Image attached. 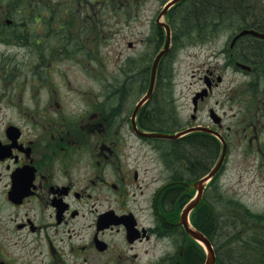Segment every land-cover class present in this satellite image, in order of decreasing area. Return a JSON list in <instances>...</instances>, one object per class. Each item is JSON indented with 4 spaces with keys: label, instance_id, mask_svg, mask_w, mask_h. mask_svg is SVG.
Returning a JSON list of instances; mask_svg holds the SVG:
<instances>
[{
    "label": "flooded vegetation",
    "instance_id": "obj_1",
    "mask_svg": "<svg viewBox=\"0 0 264 264\" xmlns=\"http://www.w3.org/2000/svg\"><path fill=\"white\" fill-rule=\"evenodd\" d=\"M23 1L29 12L25 27H20L23 21L16 22L14 17L0 13V44L4 45L0 49V264H192L187 258L192 237L181 225L178 227L175 214L168 213L176 211L180 198L162 196L168 184L187 189L191 186L194 180L187 163L178 165V174L171 173L160 186L153 162L157 157L140 155L129 132L121 133L122 125L127 124L131 136L150 145L149 139L136 133L132 117H106L93 110L91 90L62 84L66 88L64 102L57 88L47 89L44 98H24L25 92L38 94L46 88L42 81L46 35L42 20L47 23L50 8L48 0ZM20 6H14V11ZM89 7L92 11V2ZM141 7L143 3L138 4L142 10ZM175 9L177 6L172 11ZM0 11L7 13L10 9L0 5ZM156 24L160 29L156 39L160 41L163 28L157 19ZM239 25L264 33V20ZM170 27L173 49L175 30L171 22ZM25 29L26 36L18 37ZM247 37L264 52L262 36L244 35L234 43L231 37L222 49L224 63L220 71L233 68L247 78L238 86L247 89V93L238 104L241 110L234 116L240 125L238 130L243 132L242 139L250 144L249 150L262 159L264 56H246L242 46ZM161 41L164 43V39ZM9 45H13L12 50L27 51H11ZM36 46L38 53L32 52ZM12 53L21 54L22 58L11 57ZM141 59L142 64L136 69H125L124 90H129V82L130 86L140 83V87H145L144 75L151 69ZM215 74L216 70L208 66L201 77L212 84L209 95L213 86L219 85L216 79L221 77V84L225 79L222 72L216 79ZM223 92V105L236 104L240 98L237 86L226 87ZM75 98L80 100L79 110L66 114V105L74 104ZM54 105L58 116H50ZM32 107L39 108L41 116H33ZM209 111L212 112L211 106ZM217 111L220 121L206 123L223 136L224 131L227 135L232 133L233 126H224L226 111ZM136 121L145 129L139 114ZM254 214L264 217L262 213ZM262 225L254 229L264 234ZM255 248L264 259L260 245Z\"/></svg>",
    "mask_w": 264,
    "mask_h": 264
},
{
    "label": "rangeland",
    "instance_id": "obj_2",
    "mask_svg": "<svg viewBox=\"0 0 264 264\" xmlns=\"http://www.w3.org/2000/svg\"><path fill=\"white\" fill-rule=\"evenodd\" d=\"M80 1L82 5L79 6ZM165 1L48 0L50 9L47 23L44 18L42 20V25L46 30V35L43 37L45 48L43 46L42 81L46 88L40 89L38 94L35 91L29 94L25 92L24 98L26 100H30V97L32 99L44 98L48 92L47 89L57 88L58 93L62 94L60 100L64 102L62 97L65 95L64 89L66 88L61 85H72L80 90H91L89 95L92 96L90 98L93 110L102 112L106 117L130 118L134 105L146 92L149 85L150 70L144 75V88L140 87V83L130 86L129 82L127 91L123 89L125 69L132 70L139 67L142 64L141 58H143L145 66L147 65L146 68L151 69L154 56L163 45L161 40L165 39L164 29L161 30L163 37L160 36V41H157L159 38L156 39V35H160L156 19ZM89 2H92V11ZM139 3L144 4V7H141L142 10L137 7ZM190 4V1L179 4L177 9L171 10L162 20L171 22V26L175 30L180 21L178 15ZM0 5L8 6L10 9L7 13L0 11L1 14L14 17L16 22L23 21L24 24L20 27H25V21L29 20L27 17L29 12L24 9L26 4L23 0H0ZM16 5H21L19 7L21 9L18 8L19 12L18 10L14 11L13 7ZM70 6H75V9ZM90 12L92 13L90 14ZM224 21L217 29H206L207 31L203 35L196 38H189V36L183 37L179 42L174 40L170 58L164 60L158 69L159 76L156 82L154 104L160 96L159 92H162L164 96L168 92L170 110L168 107L166 108L167 114L172 116L176 112L181 118L182 128L195 126L199 123L208 125L206 121L211 120L209 117L210 106L219 111L225 110L224 126H233L234 131L228 135L224 131L228 143L224 162L220 167L219 175L209 182L210 185L205 192L202 204L208 203V198L214 195L213 191L219 185L222 193L239 198L252 211L264 214V158L259 159L258 155L249 150L251 149L250 144L247 139L246 141L242 139L243 132L238 130L240 125H237V117L234 116L241 110L238 104L247 93V89L238 86L247 78L233 68L220 71V66L224 63L222 49L228 45L233 34L238 31L236 25L242 22V19L236 20L229 17ZM25 33L26 29L24 32H20L18 37L26 36ZM6 34L10 36V34ZM9 46H11V51H20L21 53L27 51L26 48H19V51L12 50L13 45ZM37 48L38 46L34 47L32 52L38 53ZM0 49L3 50L4 45L0 44ZM262 53L264 52L259 51L258 54L262 55ZM12 54L11 57L22 58L21 54ZM37 62L35 61V63ZM208 66L216 70L215 79L219 72L223 73L225 79L222 84L214 87L204 102L200 103L198 117L193 120L191 118L193 113L192 98L197 90L205 86L201 77ZM161 70L162 72H160ZM61 76L66 80L63 81ZM261 83L264 82L261 81ZM231 85L232 87L237 86L240 98L236 96V99L238 98L236 104L230 105L227 102L226 105H223L221 100L224 95L223 91ZM159 86L162 87L161 91H158ZM73 101L76 102L66 105L64 110L66 114H74L79 110L80 100L75 98ZM147 104L142 108L144 111H148ZM55 109L54 105L51 108L50 116H58L54 112ZM37 110L40 112L39 108L32 107L33 116L40 115ZM128 132L129 139L134 141L140 155L148 159H151V155L157 157L153 162L157 165L155 170L159 172L160 186L167 182L168 175L179 171L178 165L185 164L184 161L181 164L176 162L174 152H169L172 153V156L167 162L168 154L165 151H168L167 149H170L172 144L169 139L154 138L155 140H151L149 145L146 140L139 139L135 135L131 136L128 125L123 124L121 133ZM221 152L222 144L219 146L215 163L219 160ZM164 168L169 170L166 171ZM191 188L190 192L193 195L196 194L195 188ZM186 203L187 201H184L174 213L168 212L173 216L175 214L177 222ZM262 218L264 217L262 216ZM256 227L261 228L263 225L255 224L254 226L251 223L242 225L240 228L244 233L249 230L248 234L244 235L249 236L250 250L248 252L250 254L251 248L256 247V244L264 247V234L259 229L256 231ZM243 241L245 242V239ZM251 262L256 264L258 260L254 259Z\"/></svg>",
    "mask_w": 264,
    "mask_h": 264
},
{
    "label": "trees",
    "instance_id": "obj_3",
    "mask_svg": "<svg viewBox=\"0 0 264 264\" xmlns=\"http://www.w3.org/2000/svg\"><path fill=\"white\" fill-rule=\"evenodd\" d=\"M191 4L182 10L178 16L180 21L175 27V39L179 42L183 37L196 38L203 35L206 29H217L222 22L229 17L241 20L246 23H253L254 20H264L263 0H187ZM225 22V21H224ZM238 27V26H236ZM255 40L250 37L244 40L243 51L248 57H255L260 50L255 48ZM262 52V51H260ZM172 51L166 56L170 57ZM264 55L262 54L261 57ZM164 61V59H163ZM162 72V70L160 71ZM159 86L158 91H161ZM156 93L148 102V111H141L140 117L143 125L151 130L175 132L181 128V118L175 112L168 116L166 108L170 110L169 93L166 96L159 92L156 100ZM170 149H167V162L174 152L178 164L182 161L191 168L192 178H199L210 171L218 155L219 141L213 136H207L203 132H194L177 139L170 140ZM171 150V151H170ZM170 164V163H169ZM182 165V164H181ZM178 174V172H177ZM214 185V184H212ZM214 195L208 198L207 204L202 202L192 213L194 225L202 230L214 242L217 252L216 264H253L251 260H258L256 264H264V259L259 252L249 249V236L240 233L242 225L261 223L262 217L255 215L245 205L237 200L224 196L220 187L217 186ZM192 192L184 186L168 185L163 189L162 196L165 198L179 197L176 205L180 207L184 201L190 199ZM177 206V207H178ZM178 207V208H179ZM248 234V233H247ZM245 239V242L242 240ZM260 252L264 247L260 246ZM261 256V257H260ZM187 258L192 264H203L205 259L204 249L200 244L192 243V250L187 253Z\"/></svg>",
    "mask_w": 264,
    "mask_h": 264
},
{
    "label": "water",
    "instance_id": "obj_4",
    "mask_svg": "<svg viewBox=\"0 0 264 264\" xmlns=\"http://www.w3.org/2000/svg\"><path fill=\"white\" fill-rule=\"evenodd\" d=\"M179 0H171L170 2H168V4L165 6V8L161 11L160 16H162L163 14H165L168 10V8L176 3ZM164 24V26L166 27V31H167V41H166V45L164 47V49H162L158 55L155 58V61L153 63V67H152V76H151V84H150V88L148 90V92L145 94V96H143V98L138 102L134 113H133V118H134V126L135 129L138 133L147 136V137H163V138H178L180 136H183L184 134L188 133V132H192V131H211L210 128L204 127V126H192L189 127L187 129H184L182 131H179L177 133H165V132H146V131H142L140 129H138L137 125H136V121H135V117L137 112L139 111V109L141 108V106L143 105V103L150 97L151 93H152V89L154 86V80H155V75H156V70L158 67V63L159 60L161 59V57L167 52L168 47H169V42H170V28L166 23H161ZM247 33H254L253 30H243L241 31L240 34H238L236 38H238L240 35L242 34H247ZM198 95H201V93H199ZM197 96L195 97V105H197ZM222 139V138H221ZM224 142V150L222 152V155L218 161V163L216 164V166L205 176H203L200 180H198L197 182L194 183V186L198 188V194L192 198L187 205L184 207L182 213H181V219L180 221L183 223L184 227L186 228V230L196 239L202 241L204 243V245L206 246L208 252H207V256H206V260L203 264H214L216 261V253L214 250V246L211 242V240L208 238V236H206V234H204L202 231H200L199 229H197L195 226H193L190 223L189 220V215L190 212L198 205L203 190L205 188V183L207 180H209L211 177H213L220 164L222 163L224 154H225V149H226V142L224 141V139H222Z\"/></svg>",
    "mask_w": 264,
    "mask_h": 264
}]
</instances>
